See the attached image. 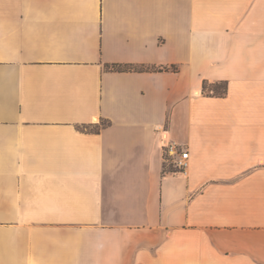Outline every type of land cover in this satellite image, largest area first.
<instances>
[{"label":"crops","instance_id":"obj_1","mask_svg":"<svg viewBox=\"0 0 264 264\" xmlns=\"http://www.w3.org/2000/svg\"><path fill=\"white\" fill-rule=\"evenodd\" d=\"M0 264H264V0H0Z\"/></svg>","mask_w":264,"mask_h":264},{"label":"built area","instance_id":"obj_2","mask_svg":"<svg viewBox=\"0 0 264 264\" xmlns=\"http://www.w3.org/2000/svg\"><path fill=\"white\" fill-rule=\"evenodd\" d=\"M158 146L162 150L164 171L185 173L189 161L188 151L178 143L167 140L162 134L159 136Z\"/></svg>","mask_w":264,"mask_h":264},{"label":"trees","instance_id":"obj_3","mask_svg":"<svg viewBox=\"0 0 264 264\" xmlns=\"http://www.w3.org/2000/svg\"><path fill=\"white\" fill-rule=\"evenodd\" d=\"M113 70L120 71L123 68L120 67H112ZM124 69L128 70H133L135 72H164V71H177V68L174 66L166 67V66H160V67H155V66H136V67H127ZM226 83H215V84H209L207 82H203L202 84V90L203 93L207 94H213L217 96H222L226 93ZM108 125L106 121H101L99 125H90V126H83L79 127V130L81 131H86V132H91V133H97L99 132L100 128H104Z\"/></svg>","mask_w":264,"mask_h":264}]
</instances>
